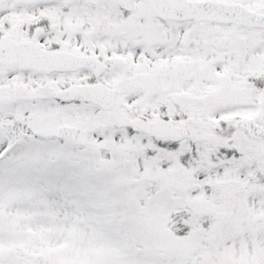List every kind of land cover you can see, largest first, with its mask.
<instances>
[{"label": "snow or ice", "instance_id": "obj_1", "mask_svg": "<svg viewBox=\"0 0 264 264\" xmlns=\"http://www.w3.org/2000/svg\"><path fill=\"white\" fill-rule=\"evenodd\" d=\"M0 264H264V0H0Z\"/></svg>", "mask_w": 264, "mask_h": 264}]
</instances>
